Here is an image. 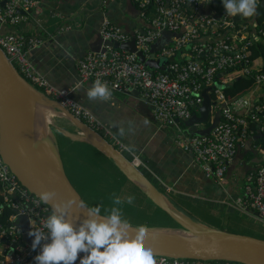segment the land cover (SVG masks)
Masks as SVG:
<instances>
[{"label":"built area","instance_id":"1","mask_svg":"<svg viewBox=\"0 0 264 264\" xmlns=\"http://www.w3.org/2000/svg\"><path fill=\"white\" fill-rule=\"evenodd\" d=\"M107 1L101 0L102 4ZM132 1L146 22V28L134 34L137 51L143 52L146 59L151 58L153 45L162 44L165 31L174 34L154 53L156 60H168L165 70L150 69L138 60L137 53L109 46L101 53H87L78 61L80 82L93 84L99 79L111 89V94L137 90L140 98L152 107L160 125L177 128L198 112L203 103V90L213 87L208 93L213 107L220 111L218 125L208 134L184 135L177 144L192 154L207 178L221 182L238 147L264 133V56L262 53V57L253 58V51H261L264 46V19L259 22L255 15L243 21L227 16L221 0ZM263 1L256 0L261 4ZM40 3L38 0H0V47L31 85L60 102L107 141L113 139L118 151L123 155L127 152L130 162L141 171L145 167L141 158L73 98V89L56 88L31 63L30 52L43 45L44 40L26 36L20 28L28 24ZM100 34L103 39L119 44L130 39L108 20L103 21ZM241 77L254 80V89L227 100L225 86ZM253 150L260 158L264 156L261 146L254 145ZM233 208L258 213V220L264 224V162L254 165L246 175L243 194ZM6 210L11 214L6 223L0 222V264H34L33 257L39 252V246L33 250L23 237L31 228L44 230V219L50 208L21 184L0 155V220L5 218ZM22 219L27 221V231L21 225ZM79 255L82 254H78L74 264H78ZM154 261L155 264H239L168 257H154Z\"/></svg>","mask_w":264,"mask_h":264},{"label":"crops","instance_id":"2","mask_svg":"<svg viewBox=\"0 0 264 264\" xmlns=\"http://www.w3.org/2000/svg\"><path fill=\"white\" fill-rule=\"evenodd\" d=\"M104 20L130 36L128 41L134 38L136 32L146 28V22L132 0H108L106 4H102L101 0H47L40 3L39 8L33 10L28 24L20 28L24 35L44 40L43 45L30 52L31 63L56 88L73 89V98L141 158L145 164L142 173L162 193L220 211L223 210L218 207L220 204L235 210L233 206L243 194L246 175L254 169L257 160L251 153L256 138L238 147L223 180L217 182L207 178L194 162L192 154L177 144L180 138L189 134L190 127L186 121L179 124L180 128L162 126L155 120L149 103L127 93H112L106 100L87 98L86 90L92 83L80 82L77 63L87 53H101L109 47V40L103 39L100 34ZM66 26L68 29H63ZM218 111L212 105L206 121L199 123V109L194 113L192 127L210 133L219 123ZM57 123L55 132L72 141L83 142L73 125L62 119H58ZM120 128L124 129L123 135L119 132ZM109 142L118 149L113 139ZM124 156L130 158L127 152ZM233 210L228 212L234 213ZM235 211L249 220V212ZM251 215L254 223L259 222L254 214Z\"/></svg>","mask_w":264,"mask_h":264},{"label":"water","instance_id":"3","mask_svg":"<svg viewBox=\"0 0 264 264\" xmlns=\"http://www.w3.org/2000/svg\"><path fill=\"white\" fill-rule=\"evenodd\" d=\"M38 1L43 3L47 0ZM262 5L264 6V1ZM1 6H4V2ZM18 13L26 14L23 11ZM172 36L174 34L170 32L163 33L162 44L152 46L150 59H146L143 52L137 51L135 38L122 44L109 41L108 45L115 49L137 53L138 60L148 68L164 71L168 60H156L154 53L160 51ZM227 87L228 85L225 86ZM212 90L213 87H209L202 92L203 103L200 107L199 123L205 122L211 111L213 104L208 92ZM129 95L140 97L137 90H133ZM37 102L52 107L56 113H59L58 118L73 125L81 133L84 143L93 146L111 159L129 181L178 225V227L161 229L131 225L132 237L136 236L138 229L143 231L144 247L151 249L153 257L203 262L228 261L239 264H264L263 239L211 228L188 217L109 141L81 119L75 117L60 102L49 98L31 85L0 47V155L32 195L38 198L40 191L54 190L57 200L66 199L69 196L82 199L67 176L51 127L45 136L39 138L36 143L34 142L32 120ZM218 114L220 116V111ZM193 117L194 115L185 122L190 127L189 134H208L209 131L204 133L192 127ZM249 144H252L251 141ZM251 153L257 157L254 165L264 162V156L260 158L254 150ZM46 205L50 208V204ZM78 211L79 213H76ZM247 212L259 217L258 213L250 209ZM72 213L79 217L74 220L76 224L84 218V209L73 208ZM21 225L27 231L25 219L21 220ZM23 241L31 245L32 237L25 235Z\"/></svg>","mask_w":264,"mask_h":264},{"label":"clouds","instance_id":"4","mask_svg":"<svg viewBox=\"0 0 264 264\" xmlns=\"http://www.w3.org/2000/svg\"><path fill=\"white\" fill-rule=\"evenodd\" d=\"M225 14L231 17L251 18L257 13L256 0H221ZM111 89L97 79L87 90L89 100H106ZM121 135L124 129L120 128ZM54 190L38 193L41 203L50 204L51 211L44 219L43 228L33 229L31 248L39 252L34 264H155L151 249L144 247V233L130 234V221L123 215L122 205L133 204L135 196L124 198L112 195V206L103 211L99 204H87L83 199L69 196L55 199ZM84 209V218L78 224L72 209ZM76 213H79L76 212ZM71 216V218H70ZM44 241V243H41Z\"/></svg>","mask_w":264,"mask_h":264},{"label":"trees","instance_id":"5","mask_svg":"<svg viewBox=\"0 0 264 264\" xmlns=\"http://www.w3.org/2000/svg\"><path fill=\"white\" fill-rule=\"evenodd\" d=\"M256 4V17L260 22L264 19V6L261 3L256 2ZM236 18L243 21L250 19L239 16ZM261 51H253V58L262 57V53L264 56V46H261ZM254 86V80L241 77L225 88L224 94L227 100H234L250 89H254ZM55 135L67 176L87 204H99L102 208H110L113 194L121 198L131 194L135 196L133 204H123L122 211L123 215L130 216L133 222H137L136 226L149 227V224L160 221L171 222L169 224H172V226L169 228L178 227L164 211L122 174L112 160L99 150L86 143L72 141L61 133L55 132ZM254 145L261 146L264 149V133L256 138ZM167 196L179 210L197 222L211 228L264 240V224L260 221L254 223L253 218L245 220V215L243 216L242 213V215H237L236 213L220 211L182 200L171 194H167ZM10 214L11 211L6 210L5 218H2L0 222L6 223ZM169 224H163L162 226H169ZM229 226L241 231H229ZM247 232H256L263 237L249 235Z\"/></svg>","mask_w":264,"mask_h":264},{"label":"bare ground","instance_id":"6","mask_svg":"<svg viewBox=\"0 0 264 264\" xmlns=\"http://www.w3.org/2000/svg\"><path fill=\"white\" fill-rule=\"evenodd\" d=\"M58 115L59 113H56L52 107L43 105L40 102L36 103L32 120V135L35 143L39 138H42L47 134L49 127L55 126L54 121L60 119L57 117ZM79 137L84 140L82 135Z\"/></svg>","mask_w":264,"mask_h":264},{"label":"rangeland","instance_id":"7","mask_svg":"<svg viewBox=\"0 0 264 264\" xmlns=\"http://www.w3.org/2000/svg\"><path fill=\"white\" fill-rule=\"evenodd\" d=\"M58 122V119H57V121L55 120L54 121V125L56 124ZM57 125H58V123H57ZM51 131H52V135L55 137V131H56V129H55V127H51ZM218 207H221V208H223V211H227L228 212V210H233V209H231L228 205H222V204H220ZM233 212L234 213H237L235 210H233ZM129 221H130V224L131 225H137V222H133L132 221V219H131V217L130 216H127V215H124ZM253 215H251V214H249V218H251ZM146 223V222H145ZM169 223H171V222H168V223H165V222H156V223H152V224H149V227L150 228H157V229H160V228H166V227H171L172 226V224H169ZM163 224H169V226H162ZM152 225V226H151ZM225 229H227V228H225ZM229 231H241V230H239V229H236V228H233V227H230L229 226ZM228 230V229H227ZM237 233H240V232H237ZM243 233H245V232H243ZM247 233H249V235L251 234V235H255V236H258V237H263L261 234H259V233H253V232H247Z\"/></svg>","mask_w":264,"mask_h":264}]
</instances>
